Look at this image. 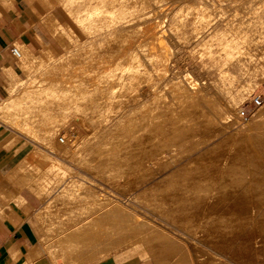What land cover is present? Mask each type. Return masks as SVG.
Here are the masks:
<instances>
[{
    "label": "rangeland",
    "instance_id": "rangeland-1",
    "mask_svg": "<svg viewBox=\"0 0 264 264\" xmlns=\"http://www.w3.org/2000/svg\"><path fill=\"white\" fill-rule=\"evenodd\" d=\"M78 1L80 0L72 2H69V0H0V18H11V15L16 13L17 6L21 8L20 13L23 17L24 27H22L19 37L11 41L10 48L14 47L18 52H21L19 45L24 44L33 55L41 56L31 68H22V64L27 57L10 54L12 68H14L16 74L12 69L4 73L5 69L2 68L7 83L4 87V94L0 96V105L8 102L14 103L19 98L24 99L20 100L21 102L23 100V104L26 106L21 107L22 112L26 113L27 111V122L30 124V121H32L30 126L36 130L37 134L35 139L33 138L37 144L32 143L30 145L31 151L28 158H31V166L45 167V169H49L54 173V176H52L54 180L51 182L55 186L52 187L54 189L58 188L52 193L53 196L45 204L44 210L38 214L41 225L46 218L53 219L52 222L50 220L42 225L48 233H58L57 238L53 241L52 248L48 246L47 251L52 250V257H58L56 255L58 246L59 248L65 247V243L62 241L66 240L68 233L95 217H102L103 214L105 218L114 215L111 216L113 219L109 216L107 222L110 220L117 221V224L121 222L120 225L112 222L113 228L121 227L119 230L116 229L117 232L114 231L118 235L111 232L114 229H108V225L109 228H112L110 223L106 225L105 234L109 236V238H106L107 241L111 243L110 240H115L123 235H125L123 236L125 239L122 240L121 245L119 244L120 246L118 244L114 245V249L111 246L113 251L110 249L109 253L90 257L89 261L92 262L104 259L108 255L112 256L115 261L116 259L122 262L129 260L130 258L126 256L130 251V247H141L143 244L137 243L141 240L143 243H148L146 248L153 247L154 244L159 246L164 239H175L176 236H179L178 238L183 237V239L186 237L184 240L188 241L189 244H194V240H197V242L202 241V244L203 242L205 244L197 229L192 227L191 224L188 225L189 220L185 216L184 206L186 208L195 205L193 209L199 208V203L193 201L198 199L195 194L200 191L201 186L205 187L209 182L205 178L200 181V177L195 174L197 171L205 172L200 170V165L212 162L210 160L215 159L216 154L220 152L210 153L211 156L208 155L204 160L201 159L202 162L197 157L205 151L204 146L207 148V146L213 144L210 142L219 140L221 132H231V129H235L236 134H253L254 131L252 129L246 131L244 125L257 121L258 119L255 118L264 112V0H203L206 2L200 0V3H203L202 5L198 0H194L195 2L192 0H125L123 5H126V2L129 1L127 4H130V7L126 5L125 8L127 6L128 8L124 13L126 15L123 17L122 13L124 11L120 7L121 0H108L110 3L103 1L99 4L101 11H107L104 12L105 14L102 12V14L105 16L108 14L107 18L102 15L103 18L105 17L102 22L108 20L105 22L110 23L113 18V24H111L115 25L111 26L109 24L110 27L106 24L109 27L106 25L104 27L102 24L96 28L92 27L93 30H91V27L90 30L89 27L88 30L80 28L74 23L71 6L73 3L77 4ZM97 1L99 0L94 1V3ZM104 2L107 4H104ZM113 2L118 6L117 9ZM196 2L199 3V9H196L198 8ZM206 4L210 7H207ZM134 5H137L138 8ZM109 6L114 11L109 12L111 10ZM130 8L134 9L129 11ZM188 9H191L192 13H189ZM197 10L201 13L204 10V14H202L205 16H203L202 25L195 23ZM140 11L142 12L139 14ZM184 13L187 14L184 15ZM109 14L113 16H109ZM136 14L139 15L136 17ZM169 15L176 16L174 19L176 26L174 22L170 23L172 20ZM108 18H111V20ZM176 20L178 21L176 22ZM181 21L184 22L181 23ZM185 22L195 24L192 26L191 24L187 25L188 23ZM169 24L170 26L173 24V27L176 28L168 27ZM196 25L199 27L196 28ZM177 27L181 31L177 30ZM171 28L173 30H170ZM172 31L179 32H174L175 36H173ZM69 33L71 38H67ZM95 33L98 36H94ZM167 33L174 38L170 39L171 36ZM198 33L199 35H197ZM213 34H215V37H212ZM159 35L160 39H158ZM161 35H164V40ZM221 37V40L224 41V43H221L223 47L219 44L221 42L219 38ZM210 39L212 41H209ZM205 41L209 42H206L208 47L210 44L213 46L208 49V51L212 50L210 51L212 55H210V58L204 56L205 53H201L205 50L200 42L204 44ZM162 42L164 43L162 44ZM216 43L219 45L217 44V46ZM225 44L229 45V48L233 46V50L230 49L234 51L233 53H238L237 56H235L236 53L233 54L235 59L229 57L232 51L229 48L227 49L228 46ZM156 47H162V51ZM222 48L227 49L226 53L223 52L225 55L222 53ZM105 51L109 54H105ZM104 56L107 57L106 60L109 58L107 60L108 64L104 60ZM218 56L221 57L218 58ZM206 57L209 59H206ZM98 60L100 63H98ZM39 65L41 66L39 67ZM114 66L116 71L118 68L117 72L110 71L114 70ZM220 72L223 74L222 76ZM165 77H171L172 79H166ZM166 80L172 81L170 82L172 86ZM158 82H160V85ZM203 82L205 84H202ZM151 86L155 87L152 89ZM156 87L159 89H155ZM42 88L45 91L46 88L49 90L45 92ZM71 90L73 91L70 92ZM33 92L35 95L39 92V96H34V100ZM50 92L52 94L56 93L53 96ZM58 92L61 95L62 92L66 95L61 96ZM25 93L27 98L24 95ZM42 93L45 95H41ZM251 93L260 94L262 105L244 120L238 116L237 110L241 102L247 99ZM194 95L196 96L193 97ZM187 96L188 98H186ZM184 98H186V103L185 100L181 101ZM227 98L228 100H226ZM235 98L238 99V102L236 101L237 108L234 112L235 117L233 116L230 120L225 112L226 107L224 105L229 100L235 101ZM75 104L77 105L76 108L74 107ZM32 108L35 112L32 111ZM28 111H32L35 115L30 114ZM4 117L7 118V116ZM3 118L0 119V125L2 126V121L5 124L9 123L8 118L6 120ZM232 124L233 126H231ZM236 124L239 125V128ZM259 124L264 125V119ZM262 126L257 130L259 133L263 132L264 127ZM6 130H9V139L13 137L11 131L20 132L17 127L3 129L5 133ZM43 136L48 140L46 139V141ZM59 137L65 143L59 142ZM28 138L30 139V137ZM220 141L222 140L220 139ZM214 147L218 148L217 146ZM198 149L200 151L204 149V151L200 153ZM262 153L259 150V158L261 159L264 155ZM197 154L198 156H196ZM57 156L62 159L60 162L56 161ZM81 160H83L82 163ZM88 161L90 164H88ZM107 162L110 164H107ZM105 163L109 165H106L107 169H104L105 165L102 166ZM98 165L99 167H97ZM177 165H180L179 168H174ZM59 167H62V171L59 170ZM71 169L86 171L88 176L77 171L73 172L76 174L68 176L67 173H72ZM221 172L224 173L225 170H221ZM44 179L48 180L46 177L41 178V180ZM75 179L78 182L77 188L80 193H75L76 190L71 188L76 183ZM232 180H228L227 183L230 184ZM49 181L45 184H50ZM52 187L46 191V196L51 194ZM59 188L60 190H58ZM56 191L60 194L54 195ZM78 194L83 195L81 198L82 204L78 203L61 210L52 209L53 202L56 200L74 201V196ZM96 209L97 212L90 214ZM210 215L213 217L212 214ZM186 222L187 225H185ZM116 225L117 227H115ZM191 228L193 229L191 230ZM133 232H136V234L133 235ZM105 234L104 237H107ZM138 237L140 240H138ZM176 240L181 241L177 238ZM132 242L136 243L133 245ZM197 242H195L196 246L200 244V242ZM85 249L94 250L93 246L90 245ZM59 258L63 264V258ZM142 260L138 262L134 258L131 259L130 264H154V261L148 255H145ZM155 264L158 263L155 262ZM170 264H180V262L178 258H174Z\"/></svg>",
    "mask_w": 264,
    "mask_h": 264
},
{
    "label": "bare ground",
    "instance_id": "bare-ground-1",
    "mask_svg": "<svg viewBox=\"0 0 264 264\" xmlns=\"http://www.w3.org/2000/svg\"><path fill=\"white\" fill-rule=\"evenodd\" d=\"M56 1V0H55ZM74 0H69V2H72ZM94 1L96 0H80L78 1L77 4L73 3L72 6H71V10H72V18H73V21L74 23H76L78 25V27L80 28H83V29H86L88 30V27H89V30L94 27L96 28L98 25H102L104 27L108 26L109 24H113V18H112V21L110 22L111 18H108L110 19L109 22L110 23H106L105 21H108V20H103L102 22V19H104L106 16L104 15L106 12L105 11H101L100 10V6L99 4H101V2L105 1V2H109L108 0H99L97 2L94 3ZM115 1V0H114ZM134 1V0H132ZM194 1V0H192ZM196 1V0H195ZM194 1V2H195ZM199 3H200V0H198ZM197 1V2H198ZM104 4H107L105 3ZM112 2V1H111ZM123 2H125V0H121V8L123 9V13H122V17L125 16L126 14H124L126 11H127V8L128 5L126 2V5H123ZM196 2V3H197ZM202 2H206V1H203ZM59 3V2H58ZM62 3V2H61ZM66 3V2H65ZM68 3V2H67ZM110 3V2H109ZM132 3V2H131ZM197 3V6L198 4ZM211 3V2H210ZM49 4V3H48ZM125 4V3H124ZM194 4V3H193ZM203 4V3H202ZM200 3V5H202ZM60 5V4H59ZM67 6H69L68 4H66ZM112 5V4H110ZM113 5L116 7H118L117 5H115V2H113ZM132 5V4H131ZM205 5V4H204ZM218 5V4H217ZM135 7L137 5H134ZM133 6V7H134ZM196 6V7H197ZM207 6V4H206ZM216 6V5H215ZM66 7V6H65ZM105 7V6H104ZM111 8V6H109ZM130 7V6H129ZM132 7V6H131ZM202 7V6H201ZM204 7V6H203ZM207 7H210V6H207ZM218 7V6H217ZM68 8V7H67ZM120 8V9H121ZM138 8V7H136ZM165 8V7H164ZM194 8V7H193ZM192 8V9H193ZM205 8V7H204ZM117 9V8H116ZM115 9V10H116ZM131 9V10H130ZM129 11H132L134 8H130ZM142 9V8H141ZM196 9H199V6L198 8ZM203 9V8H202ZM200 9V10H202ZM221 9V8H220ZM66 10V9H65ZM69 10V8H68ZM67 10V11H68ZM189 10V9H188ZM191 10V9H190ZM189 10V11H190ZM205 10V9H204ZM203 10V11H204ZM111 11H114L112 8L109 12ZM122 11V10H121ZM128 11V12H129ZM136 11V10H135ZM202 11V13H203ZM70 12V11H69ZM102 12L104 14H102ZM134 12V11H133ZM142 11L139 12V14L141 13ZM170 12V11H169ZM194 12V11H193ZM115 13V12H114ZM120 13V12H119ZM130 13V12H129ZM138 13V12H137ZM178 13V12H177ZM182 13V12H181ZM189 13H192V11H190ZM201 12H198V10L196 11V18L194 19L195 20V23H199L200 25H202V20H203V15ZM112 14V13H111ZM139 14H136V17L137 15ZM172 14V13H171ZM174 14V13H173ZM176 14V13H175ZM180 14V13H178ZM187 14V13H186ZM184 13V15H186ZM194 14V13H193ZM192 14V15H193ZM104 15L105 17L103 18ZM117 15V14H115ZM135 15V14H134ZM191 15V16H192ZM206 15H208L206 13ZM225 15V13H224ZM223 15V16H224ZM109 16H113V15H110ZM159 16V15H158ZM170 16V15H169ZM190 16V15H189ZM121 17V18H122ZM175 15L173 16H170L169 18H171V22H174L175 24ZM180 17V16H178ZM177 17V19H178ZM181 17H185V16H181ZM70 18V17H69ZM107 18V17H106ZM118 18V17H117ZM126 18V17H124ZM123 18V19H124ZM130 18V17H129ZM139 18V16H138ZM187 18V16H186ZM191 18V17H190ZM188 18V19H190ZM116 19V18H115ZM114 19V20H115ZM122 19V20H123ZM182 19V18H180ZM193 19V18H191ZM205 19V18H204ZM121 20V19H120ZM170 20V19H168ZM174 20V21H173ZM184 20V19H183ZM207 20V18H206ZM220 20V19H219ZM228 20V19H227ZM127 21V20H126ZM130 21V20H129ZM134 21V20H133ZM137 21V20H135ZM178 20H176L177 22ZM185 21V20H184ZM184 21H181L184 22ZM191 21V20H190ZM204 21V20H203ZM102 22V23H101ZM117 22V21H115ZM125 22V21H124ZM132 22V21H131ZM169 22V21H168ZM180 22V21H179ZM253 22V21H252ZM128 23V22H127ZM185 23H188V22H185ZM194 23V24H195ZM209 23V22H208ZM220 23V22H219ZM229 23V22H227ZM242 23V22H241ZM108 24V25H106ZM111 26H114L112 25ZM164 24V23H163ZM178 24V23H177ZM191 24V23H190ZM189 23L187 25H190ZM193 24V25H194ZM197 24V25H199ZM206 24V23H205ZM218 24V23H217ZM52 25V24H51ZM106 25V26H105ZM117 25V24H116ZM122 25V24H121ZM180 25V23H179ZM183 25V24H182ZM186 25V24H184ZM192 25V24H191ZM192 25V26H193ZM196 25V26H197ZM207 25V24H206ZM101 26V27H102ZM110 26V25H109ZM108 26V27H109ZM110 26V27H111ZM173 27V24L171 25ZM170 24L168 27H171ZM176 26V24H175ZM178 26V25H177ZM195 26V27H196ZM208 26V25H207ZM218 26V25H217ZM251 26V25H250ZM91 27V28H90ZM103 27V28H104ZM183 27V26H182ZM199 26H197L196 28H198ZM166 28V27H165ZM174 29L176 27H173ZM179 28H181L179 26ZM102 29V28H100ZM108 29V28H106ZM104 29V30H106ZM182 29V28H181ZM52 30V29H51ZM60 30V29H59ZM62 30V29H61ZM66 30V29H65ZM93 30V28L91 29ZM95 30V29H94ZM97 30V29H96ZM168 30V29H166ZM170 30H173L172 28ZM177 30L181 31L180 29H178L177 27ZM101 31V30H100ZM99 31V32H100ZM107 31V30H106ZM109 31V29H108ZM113 31V30H111ZM110 31V32H111ZM161 31V30H160ZM164 31V30H163ZM178 31V32H179ZM243 31V30H242ZM102 32V31H101ZM166 32V31H165ZM164 32V33H165ZM174 32H177V31H172V33L174 34L173 36H175V33ZM177 32V33H178ZM64 33V32H63ZM92 33H94V31H92ZM91 33V34H92ZM97 33V31H96ZM95 33L94 36H96L97 34ZM108 33V32H107ZM171 34V32H169ZM181 33V32H180ZM211 33V32H210ZM250 33V32H249ZM102 34V33H101ZM109 34V33H108ZM112 34V33H111ZM163 34V33H162ZM168 34V33H167ZM168 34V35H170ZM212 34V33H211ZM226 34V33H225ZM57 35V34H56ZM100 35V34H99ZM114 35V34H113ZM184 35V34H183ZM199 35V33L197 34ZM203 35V34H202ZM209 35V34H208ZM74 36V35H73ZM98 36V35H97ZM164 36V35H163ZM163 36L161 35L162 39H163ZM171 36V35H170ZM169 36V37H170ZM173 36L170 37L171 38H174ZM232 36V35H231ZM59 37V35H58ZM70 37V33L68 34L67 38ZM91 37V36H90ZM110 37V36H109ZM160 39V35L158 36ZM212 37H215V34H213ZM66 38V36H65ZM71 38V37H70ZM92 38V37H91ZM108 38V37H107ZM73 39V38H72ZM167 39H169L167 37ZM216 39V38H215ZM218 39V38H217ZM220 40L222 39L219 38ZM62 40V39H61ZM92 41V39H90ZM100 40V39H99ZM109 40V39H108ZM107 40V42H108ZM164 40V39H163ZM96 41V40H95ZM106 41V40H105ZM114 41V40H112ZM161 41V40H160ZM159 41V42H160ZM201 41V40H200ZM209 41H212V39H210ZM229 41V40H228ZM227 41V42H228ZM76 42V41H75ZM168 42V41H167ZM209 43L208 41H205V43L203 44V42H200L201 45L203 46L202 48L205 50V52H201L202 54L205 53L206 55L204 56H209L210 58V55H211V52L212 50H209V47H213L211 44L209 45L208 47V44ZM224 43L223 40H221V43ZM87 43V42H86ZM164 42H162L163 44ZM211 43V42H210ZM226 43V42H225ZM88 44V43H87ZM94 44V43H93ZM97 44V43H96ZM113 44V43H112ZM161 44V45H162ZM218 43H216L217 45ZM218 44V45H219ZM227 44V43H226ZM225 44V45H226ZM102 45V44H101ZM217 45V46H218ZM222 47H223V44H221ZM228 46L227 49L229 48V45H226ZM84 46H87V45H84ZM106 46V45H105ZM200 46V45H199ZM73 47V46H72ZM72 47H69V48H72ZM77 47V46H76ZM100 47V46H99ZM108 47V46H107ZM159 47V46H157ZM156 47V48H157ZM19 48H20V51L21 52H18L17 49H15L18 53V56L21 57L22 55L24 57H27L26 60L23 62L22 64V68H31L32 65H34L38 59H40V57L36 56V55H33L30 51H28L27 47L24 45V44H20L19 45ZM65 48V47H64ZM103 48V47H102ZM171 48V47H170ZM216 48V47H215ZM219 49L221 47H218ZM231 48V47H230ZM229 48V49H230ZM234 48H236L234 46ZM68 49V47H67ZM86 49V48H85ZM94 49V48H93ZM159 50L162 49L161 48H157ZM227 49L226 48H222L221 50L222 53L223 52H227ZM233 50V46L231 48ZM230 49V51H232ZM238 49V47H237ZM71 50V49H70ZM69 50V51H70ZM75 50H78V49H75ZM90 50V49H89ZM104 50H107V49H104ZM103 50V51H104ZM201 50V48H200ZM226 50V51H224ZM73 51V50H72ZM87 51V50H86ZM108 51V50H107ZM107 51H105V54H109V53H106ZM162 51V50H161ZM159 51V52H161ZM202 51V50H201ZM220 51V50H219ZM65 52V51H64ZM78 52V51H77ZM94 52V51H93ZM109 52V51H108ZM158 52V53H159ZM165 52V51H164ZM234 51L231 52V56L229 57H232L233 59L234 58V55L235 53H233ZM45 53V52H44ZM67 53V52H66ZM69 53V52H68ZM99 53V52H98ZM104 53V52H102ZM157 53V54H158ZM200 53V54H201ZM213 53V52H212ZM216 53V52H215ZM219 53V52H218ZM217 53V55H218ZM221 53V55H222ZM225 53H223L225 55ZM80 54V53H79ZM156 54V53H155ZM162 54V53H161ZM220 54V53H219ZM238 53H236L235 56H237ZM72 55V54H70ZM98 55V54H97ZM103 56V55H101ZM107 56V55H106ZM158 56V55H157ZM160 56V54H159ZM165 56V55H164ZM203 56V55H201ZM200 56V57H201ZM212 56V55H211ZM227 56V55H226ZM225 56V57H226ZM69 57V56H68ZM90 57V56H89ZM100 57V55H99ZM108 57V56H107ZM106 57V58H107ZM221 57V56H218V58ZM17 58V57H15ZM23 58V57H22ZM74 58V57H73ZM102 59V57H100ZM100 58H98L99 60H101ZM105 56H104V60H106ZM155 58H158V57H155ZM201 58H204V57H201ZM208 57H206V59H209ZM232 58H229L230 60ZM240 58V57H239ZM109 59V58H108ZM107 59V60H108ZM150 59V58H149ZM153 59V57H152ZM232 59V60H233ZM95 60V59H94ZM97 60V59H96ZM98 60V61H99ZM106 60V61H107ZM97 61V62H98ZM103 61V60H101ZM106 61H103V62H106ZM112 61V60H111ZM156 61V60H155ZM236 61V60H235ZM101 62V63H103ZM152 62V61H151ZM154 62V61H153ZM159 62H160V58H159ZM158 62V63H159ZM234 62V61H233ZM43 63V62H42ZM85 63V62H84ZM100 63V61L98 62ZM150 63V62H149ZM156 63V62H155ZM41 64V63H40ZM107 64H108V61H107ZM110 64V62H109ZM140 64V63H139ZM152 64V63H151ZM53 65V64H52ZM72 65V64H71ZM84 65V64H83ZM104 65V63H103ZM106 65V63H105ZM152 65H155V64H152ZM157 65V64H156ZM41 65H39L40 67ZM49 66V65H48ZM117 66V65H116ZM138 66V65H137ZM36 67V66H35ZM46 67V65H45ZM70 67V66H69ZM109 67V66H108ZM111 68V66L109 67ZM117 68V67H116ZM130 68V67H129ZM138 68V67H137ZM45 69V68H44ZM64 69V68H63ZM78 69V68H77ZM106 69V68H105ZM103 69V70H105ZM113 69V68H111ZM122 69V68H121ZM32 70V69H31ZM35 70V69H34ZM49 70V69H48ZM79 70V69H78ZM77 70V72H79ZM128 70V69H127ZM132 70V69H130ZM155 70V68H154ZM65 71V70H64ZM75 71H76V68H75ZM82 71V70H81ZM106 71L108 72V70L106 69ZM111 72H115L116 69H115V66H114V70H110ZM117 71H118V68H117ZM116 71V72H117ZM135 71V70H133ZM153 71V70H152ZM42 72V71H41ZM124 72V71H123ZM138 72V71H136ZM135 72V73H136ZM155 72V71H154ZM27 73V71H26ZM46 73V72H45ZM128 73V72H127ZM224 73V72H223ZM44 74V73H43ZM76 74V73H75ZM79 74V73H78ZM107 74H110V73H107ZM113 74V73H112ZM172 74V73H171ZM210 74V73H209ZM221 74V72H220ZM226 74V73H225ZM106 75V74H104ZM133 75V74H132ZM223 74H221L222 76ZM103 76V75H102ZM112 76V75H111ZM171 76V75H169ZM173 76V75H172ZM185 76V75H184ZM31 77V76H30ZM186 77V76H185ZM65 78V77H64ZM73 78V77H72ZM112 78V77H111ZM166 79H169L167 77H165ZM176 78V77H175ZM50 79V78H49ZM66 79V78H65ZM123 79V78H122ZM157 79V78H156ZM155 79V80H156ZM172 79V78H171ZM170 79V80H171ZM177 79V78H176ZM175 79V80H176ZM30 80V79H29ZM35 80V79H34ZM41 80V79H40ZM153 80V81H155ZM162 81V79H160ZM159 80V81H160ZM43 81V80H42ZM70 81V80H69ZM164 81V80H163ZM167 81V80H166ZM221 81V80H220ZM29 82V81H28ZM75 82V81H74ZM156 82V81H155ZM153 82V83H155ZM169 82V81H167ZM172 82V81H170ZM170 82L168 84H170ZM27 83V82H26ZM36 83V82H35ZM53 83V82H52ZM160 82H158L159 84ZM180 83V82H179ZM42 84V83H41ZM64 84V83H63ZM74 84V83H73ZM157 84V83H156ZM163 84V83H162ZM167 84V83H165ZM163 84V85H165ZM167 84V85H168ZM202 84H205L204 82ZM40 85V84H39ZM46 85V84H45ZM124 85V84H123ZM153 85V84H152ZM160 85V84H159ZM166 85V87H167ZM174 85V83H173ZM56 86V85H55ZM58 86V85H57ZM170 86H172L170 84ZM192 86V85H191ZM205 86V85H204ZM26 87V86H25ZM70 87V86H69ZM98 87V86H97ZM119 87V86H118ZM152 89L153 87L155 86H151ZM180 87V86H179ZM49 88V87H48ZM48 88H46L47 90H49ZM51 88V87H50ZM60 88V87H59ZM76 88V87H75ZM124 88V87H123ZM160 88V86H159ZM159 88H155V89H159ZM164 88V87H163ZM168 88V87H167ZM205 88V87H204ZM210 88V87H209ZM43 89V88H42ZM40 89V90H42ZM65 89V88H64ZM71 89V88H70ZM74 89V88H72ZM202 89V87H201ZM207 89V88H206ZM39 90V91H40ZM45 91V89H43ZM42 90V91H43ZM47 90L45 92H47ZM69 90V89H68ZM161 90V88H160ZM184 90V89H183ZM208 90V89H207ZM211 90V88H210ZM36 91V90H35ZM41 91V92H42ZM43 91V92H44ZM51 91V90H50ZM60 92V90H58ZM63 91V90H62ZM73 90H71L70 92H72ZM153 91V90H152ZM158 91V90H157ZM162 91V90H161ZM203 91V90H201ZM44 92V93H45ZM58 92V93H59ZM64 92V91H63ZM62 92V95L59 93V95L61 96H64L66 95L65 93L63 94ZM155 92V91H154ZM185 92V91H184ZM36 93V92H35ZM44 93H42L41 95H43ZM51 93V92H50ZM56 93V92H55ZM55 93H51L53 96ZM74 93V92H73ZM30 95V93H28ZM47 94V93H46ZM193 94V93H192ZM26 96V93L24 94ZM28 95V96H29ZM39 96V92L38 94H36ZM33 92V97L36 96ZM40 95V96H41ZM45 95V94H44ZM43 95V96H44ZM58 95V96H59ZM183 95V94H182ZM186 95V94H185ZM188 95V94H187ZM209 95V94H208ZM23 96V95H22ZM21 96V97H22ZM31 96V98H33ZM51 96V95H50ZM60 96V97H61ZM68 96V95H67ZM191 96V95H190ZM196 95H194L193 97H195ZM37 97V96H36ZM42 97V96H41ZM40 97V98H41ZM87 97V96H86ZM91 97V96H90ZM227 97V96H226ZM27 98V96H26ZM30 98V96H29ZM28 98V99H29ZM39 98V99H40ZM47 98V96H46ZM44 98V99H46ZM79 98V97H77ZM183 98V97H182ZM188 98V96L186 97ZM186 98L182 99L181 101L185 100V103H186ZM191 98V97H190ZM197 98V97H196ZM23 99V98H21ZM20 98L18 99V101L16 100L14 103L12 102H8V103H3L0 105V119L3 118V116H7L8 118V121L9 123L8 124H5V123H2L3 126L9 128V129H12L13 127H17V129L20 131V132H17L19 135L23 136L24 138H28L30 137V139L28 138L27 140H30L31 143L33 144H37V142L34 140L35 139V136L37 135L36 134V130L32 129V127L30 126L31 125V122L30 121V124L29 122H27V119H28V113L26 111V115L22 112V106H25L23 103H24V99L22 100V102L20 101L21 100ZM35 99V97L33 98V100ZM65 99V98H63ZM82 99V98H81ZM192 99V98H191ZM195 99V98H193ZM198 99V98H197ZM196 99V100H197ZM236 100L234 101H227L225 103V112L226 114L228 115V118L232 119V117L234 116L235 117V109L237 108V98H235ZM32 100V99H31ZM55 100V99H54ZM57 100V98H56ZM74 100V99H73ZM76 100V99H75ZM228 100V98L226 99ZM243 100V99H242ZM44 100H42L43 102ZM95 101V100H94ZM202 101V100H201ZM237 101V102H236ZM28 102V101H27ZM32 102V101H31ZM36 102V101H35ZM45 102V101H44ZM57 102V101H56ZM77 102V101H76ZM146 102V101H145ZM188 102V100H187ZM190 99H189V103H190ZM46 103V102H45ZM75 103V101H74ZM84 103V102H83ZM28 104V103H27ZM31 104V103H29ZM44 104V103H43ZM60 104V103H59ZM78 104V103H77ZM39 106V104H37ZM40 105H41V102H40ZM47 105V104H46ZM50 105V104H49ZM66 105V104H65ZM79 105V104H78ZM81 105V104H80ZM239 105V104H238ZM34 106V105H33ZM37 106V108H38ZM72 106V105H71ZM74 106V105H73ZM76 104H75V108H76ZM182 106V105H181ZM22 107V108H21ZM26 107V106H25ZM29 108H31L30 105H28ZM27 107V108H28ZM36 107V106H35ZM42 107V106H41ZM52 107V106H51ZM73 107V108H74ZM80 107V106H79ZM78 107V108H79ZM44 108V107H43ZM54 108V107H53ZM72 108V109H73ZM77 108V109H78ZM33 109V108H32ZM71 109V108H70ZM28 110V109H27ZM31 110V109H30ZM36 110V109H35ZM43 110V109H42ZM63 110V109H62ZM80 110V109H79ZM84 110V109H83ZM98 110V109H97ZM34 111V109L32 110ZM31 112H29L30 114H33ZM49 111V110H48ZM56 111V110H55ZM61 111V110H60ZM65 111V110H64ZM76 111V109H75ZM73 111V112H75ZM78 111V110H77ZM100 111V110H99ZM103 111V110H102ZM206 111V110H205ZM22 112V113H21ZM35 112V111H34ZM53 112V111H52ZM80 112V111H79ZM37 113V112H36ZM51 113V112H50ZM71 113V112H70ZM46 114V113H45ZM52 114V113H51ZM60 114V113H59ZM66 114V113H65ZM79 114V113H78ZM35 115V113L33 114ZM54 115V114H53ZM225 115V114H224ZM32 116V115H31ZM66 116V115H65ZM41 117V116H40ZM5 118V117H4ZM3 118V119H4ZM5 118V120L7 119ZM30 118V116H29ZM34 118V117H33ZM32 118V120H33ZM225 118V117H224ZM39 119V118H37ZM227 119V120H229ZM230 119V120H231ZM255 119H258L257 121H254L253 123H250V124H246L244 125L245 126V129L246 131H251V129L254 131L253 134H246L247 135H244L242 134H239L234 131L235 129H231V132L229 131H225V132H221V135H220V138L219 140H217L216 142H210V143H213V144H210L209 146H207V148L204 146L205 148V151L204 149L201 151H204L203 153H201L200 151V155L199 157H197L199 160L206 158L208 155H210V153H215V152H219L218 154H216L217 156L215 157V159H211L210 163H204V164H201V168L200 170H204L205 172L201 173V172H198L195 174L197 177H200V181L201 179H206L209 184H205L207 186H201V189L200 191L197 192L196 197H198V199H194V203H199V208H194L195 205H191V206H187L185 208L184 206V213L186 214L185 216L188 217V225L191 224L192 227H194L195 229H197L198 231V234L200 235L201 239H203L205 241V244L203 242L202 244V241H198L200 242L199 245H195V242H197V240H194V244L191 243L189 244L188 241L184 240L183 237L182 238H178L179 236H176L177 239H181V241H177L176 238L175 239H169V238H166L164 239L161 244L158 245H153V247H155L157 249H154L152 246H150V248H146V246H148V243H143V241H137V243H141L143 244V246L145 247V249L147 250L148 254L150 255L151 259L155 262H157L158 264H170V262L174 259V258H178L180 264L183 263V264H264V155H263V158H259V150L262 151L264 153V129H263V132H258L257 130H259V127L262 126L260 123V121H262V119H264V112H262L257 118ZM36 120V119H35ZM34 120V121H35ZM54 120V119H53ZM7 122V121H6ZM48 122V121H47ZM52 122V121H50ZM40 123V122H39ZM38 123V124H39ZM56 123V122H55ZM37 124V123H36ZM53 124V123H52ZM233 126V124L231 125ZM236 126L238 127L239 125L236 124ZM242 126V125H241ZM34 127V126H33ZM264 127V125L262 126ZM55 128V127H54ZM239 128V127H238ZM242 128V127H241ZM258 128V129H257ZM261 128V127H260ZM51 129V128H50ZM248 129V130H247ZM238 130V129H237ZM236 130V131H237ZM240 130V129H239ZM238 130V131H239ZM54 131V129H53ZM43 132V131H42ZM243 132V131H242ZM245 132V130H244ZM39 133V131H38ZM48 133V131H47ZM46 133V134H47ZM252 133V132H251ZM45 134V135H46ZM52 134V132H51ZM44 135V136H45ZM43 136V137H44ZM47 136V135H46ZM45 136V137H46ZM50 136V135H49ZM52 136V135H51ZM260 136H263L260 138ZM44 137V139H45ZM251 137V138H250ZM34 138V139H33ZM49 138V137H48ZM32 139V140H31ZM38 139V138H37ZM47 139V138H46ZM45 139V140H46ZM220 139L222 141H220ZM48 140V139H47ZM46 140V141H47ZM62 142L65 143V141L63 139H61ZM59 141V140H58ZM47 144V142H46ZM187 144V143H186ZM213 145V146H212ZM84 146V145H83ZM198 146V145H197ZM211 146V147H210ZM214 146H217L218 148H215ZM192 147V146H191ZM203 148V147H202ZM45 149V148H44ZM43 150V149H42ZM47 150V149H45ZM43 152V151H42ZM48 152V150H47ZM94 152V151H93ZM188 152V151H187ZM257 152H258V155H257ZM96 153V152H95ZM197 153V152H196ZM262 153V154H263ZM36 154V153H35ZM47 154V153H46ZM54 155V154H53ZM95 155V154H94ZM184 155V154H183ZM35 156V155H34ZM51 156V155H50ZM174 156V155H173ZM198 156V154L196 155ZM58 157V156H57ZM83 157V156H82ZM213 157V156H212ZM262 157V156H261ZM51 158V157H50ZM53 158V157H52ZM51 158V159H52ZM100 158V157H99ZM54 159V158H53ZM58 159V160H57ZM56 159V161L60 162V157H58ZM88 160V159H87ZM83 160H81L80 162L82 163ZM175 161V160H174ZM202 161V160H201ZM89 162V161H88ZM87 162V163H88ZM200 162V161H199ZM198 162V163H199ZM203 162V161H202ZM80 163V164H81ZM86 163V162H85ZM86 163V164H87ZM92 163V162H91ZM53 164V163H52ZM90 164V162L88 163ZM94 164V163H93ZM107 164H110L109 162H107ZM106 163L105 164H102L105 165L104 166V169L109 166L107 165ZM238 164L239 167H238ZM58 165V164H57ZM107 165V166H106ZM181 165V164H180ZM180 165H177L176 167L174 166V168H179L178 166ZM204 165V166H202ZM237 165V166H236ZM55 166V165H54ZM60 166V165H59ZM64 166V165H63ZM85 166V164H84ZM101 166V167H102ZM112 166V164H111ZM199 166V165H198ZM71 167V166H70ZM91 167V166H90ZM99 167V165L97 166ZM96 167V168H97ZM55 168V167H54ZM67 168V166H66ZM110 168V167H109ZM173 168V167H172ZM53 169V168H52ZM65 169V168H64ZM63 169V171H64ZM95 169V168H94ZM103 169V168H102ZM107 169V168H106ZM59 170L62 171V167L60 168L59 167ZM66 170V169H65ZM98 170V168H97ZM221 170H225L224 173L221 172ZM57 171V170H56ZM59 172V171H58ZM65 172V171H64ZM63 173V172H62ZM193 175V176H195ZM231 176V177H230ZM233 177V178H232ZM230 179H233L232 181H230V184L227 183L228 180ZM192 188V187H191ZM193 195V196H195ZM183 196V195H182ZM192 196V198H193ZM174 197V196H173ZM185 198V197H184ZM188 198V197H187ZM191 198V199H192ZM120 200V199H119ZM93 204V203H92ZM190 205V204H189ZM113 209V208H112ZM117 209V208H116ZM114 211V210H113ZM112 211V212H113ZM133 212V211H132ZM135 213V212H134ZM108 214V213H107ZM213 217H211V215ZM102 216V215H101ZM105 216H106V213H105ZM110 217L112 215H109ZM108 216V218H109ZM114 216V215H113ZM112 216V217H113ZM111 217V218H112ZM104 217V214L102 217H98L93 223H90L88 226H87V229L89 230H97L98 228L102 229L104 234H105V227L106 225H108L109 223L111 225L114 224H117V221H109L107 222L108 218H105ZM110 218V219H111ZM113 219V218H112ZM123 219V218H122ZM127 219V218H126ZM118 220V219H117ZM122 221V220H120ZM113 222V224H112ZM119 223V222H118ZM121 224V222H120ZM120 224H117V225H120ZM163 224V223H162ZM112 228H109V225H108V229L109 230H113L111 232H114L116 229L119 230V228L121 229V227H118V228H113V226H111ZM117 225L115 227H117ZM185 225H187V222L185 223ZM159 226V225H158ZM167 226V225H166ZM170 226V224H169ZM171 228V227H170ZM107 229V230H108ZM193 228H191L192 230ZM116 230V232H117ZM121 231V230H120ZM135 231V229H134ZM194 231V230H193ZM110 232V231H109ZM114 232V233H116ZM170 232V231H169ZM108 234V231L106 232ZM112 233V234H114ZM119 233V231H118ZM130 233V232H129ZM171 233V232H170ZM111 234V233H110ZM117 234V233H116ZM121 234V233H119ZM126 234V233H125ZM132 234V233H131ZM136 234V232H133V235ZM195 234V233H194ZM106 235V234H105ZM118 235V234H117ZM122 235V234H121ZM128 235V234H127ZM107 236V235H106ZM125 236V235H123ZM121 236L122 240H124L125 238ZM130 236V235H129ZM128 237V236H127ZM135 237V236H134ZM188 237V236H187ZM108 238V236H107ZM139 238V237H138ZM199 238V237H198ZM132 239V238H131ZM135 239V238H133ZM169 239V240H167ZM187 239H191V238H187ZM200 239V238H199ZM198 239V240H199ZM118 242V246H120L121 242ZM140 240V238L138 239ZM128 241V240H127ZM126 242V241H125ZM125 242H123L125 244ZM130 242V241H129ZM183 242V243H182ZM197 242V243H198ZM133 243V242H132ZM136 243V242H134ZM133 243V245H134ZM186 243V244H184ZM116 244V245H117ZM120 244V245H119ZM123 244V245H124ZM151 244V243H150ZM153 244V243H152ZM151 244V245H152ZM132 245V244H131ZM92 246V245H90ZM92 248V247H90ZM89 248V249H90ZM112 247H110L109 245L106 246V248L104 249V252H110L109 250L111 249ZM120 248V247H119ZM117 248V249H119ZM113 249H114V246H113ZM113 249H111L113 251ZM116 249V250H117ZM111 251V252H112ZM176 260V259H175ZM175 262V261H174ZM172 262V263H174ZM178 262V261H177Z\"/></svg>",
    "mask_w": 264,
    "mask_h": 264
},
{
    "label": "crops",
    "instance_id": "crops-1",
    "mask_svg": "<svg viewBox=\"0 0 264 264\" xmlns=\"http://www.w3.org/2000/svg\"><path fill=\"white\" fill-rule=\"evenodd\" d=\"M20 12L21 8L17 6L16 13L11 15V18H0V96L4 94L7 83L5 71L12 69L16 74L10 60V43L19 37L24 27ZM2 68L5 69L4 73ZM0 127V264H62L59 257L63 258V264H130L131 259L136 258L141 262L145 255L150 256L141 245V247H130L126 256L130 259L124 262L117 259L115 261L110 255L96 262L89 261L94 255L109 253L104 252L106 246H114L122 240L120 236L115 240L112 239L113 241L110 240L109 243L102 229H87L90 223L100 217L98 216L68 233L66 240L62 241L65 247L58 246L56 254L58 257L53 258L52 250L48 252L47 248H52L58 233H48L42 225L50 220L52 222L53 219L46 218L41 225L38 214L44 210L45 204L58 188L52 187L55 186L51 182L54 180L52 179L54 173L45 167H32L31 158H28L32 143L14 131H11L13 137L9 139V130H6V133L3 131L8 128L2 125ZM71 170L72 173H67L68 176L76 174L73 173L75 171L88 176L86 171ZM42 177L48 180H41ZM47 181L50 184H45ZM77 184L76 180L71 188L76 190L75 193H80ZM51 187L53 189L50 190L51 194L46 196V191ZM57 191L54 195L60 194ZM74 197V201L56 200L52 209L61 210L78 203L82 204V194ZM94 212H97V209L90 214ZM88 245H92L94 250L85 249Z\"/></svg>",
    "mask_w": 264,
    "mask_h": 264
},
{
    "label": "built area",
    "instance_id": "built-area-1",
    "mask_svg": "<svg viewBox=\"0 0 264 264\" xmlns=\"http://www.w3.org/2000/svg\"><path fill=\"white\" fill-rule=\"evenodd\" d=\"M10 53L14 56H18L17 51L14 47L10 48ZM262 104V97L258 93H251L247 99H244L241 102V105L238 107L237 114L242 119H247L258 107ZM59 142H62L59 137Z\"/></svg>",
    "mask_w": 264,
    "mask_h": 264
}]
</instances>
